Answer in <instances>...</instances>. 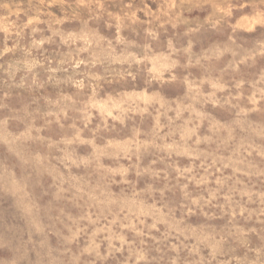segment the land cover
I'll use <instances>...</instances> for the list:
<instances>
[{"label": "clouds", "instance_id": "obj_1", "mask_svg": "<svg viewBox=\"0 0 264 264\" xmlns=\"http://www.w3.org/2000/svg\"><path fill=\"white\" fill-rule=\"evenodd\" d=\"M0 264H264V0H0Z\"/></svg>", "mask_w": 264, "mask_h": 264}]
</instances>
